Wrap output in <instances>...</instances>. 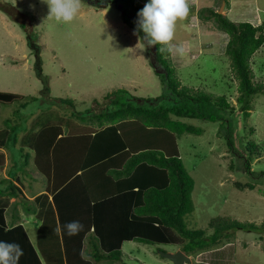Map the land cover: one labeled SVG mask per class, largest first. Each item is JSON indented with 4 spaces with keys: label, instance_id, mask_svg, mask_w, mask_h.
I'll list each match as a JSON object with an SVG mask.
<instances>
[{
    "label": "rangeland",
    "instance_id": "obj_1",
    "mask_svg": "<svg viewBox=\"0 0 264 264\" xmlns=\"http://www.w3.org/2000/svg\"><path fill=\"white\" fill-rule=\"evenodd\" d=\"M138 1L141 9L150 2ZM0 2L11 3L18 13L15 20L0 9V91L17 94L10 102L0 99V129L4 126L12 132L21 129L18 136L21 141L15 145V152H10L11 148H0L3 163L0 181L4 172H15L14 178L29 183L23 184L21 196L36 202L34 188L46 189L54 174V168L47 162L50 151L42 159V151L38 152L35 145L31 148V140L35 138L34 144L39 140L37 132L42 129V136L51 147L55 126L48 124L66 125L68 117L76 122L70 114L81 111L87 117L86 123L91 121L88 125H93L97 121L94 115L103 111L108 103L104 97L109 93L126 88L138 97L165 94L166 98L169 90L151 64L155 45L143 42L144 50L136 48L141 36L134 35V29L123 21L122 11L115 3L95 7L82 0L80 13L65 24L47 18L49 8L41 0ZM208 8L233 21L264 24V0H190L188 17L176 24L173 44L186 42L190 46L186 56L174 53L170 56L182 85L214 95L225 94L235 107L234 113L217 122L181 118L200 129L199 134L185 132L178 138L185 167L195 180L194 210L184 216V222L191 230H203V239L208 241L189 255L193 257V264L203 261L212 264L213 260L220 264L222 258L223 263L229 264H264V232L227 229L218 240L209 241L214 237L215 226L211 225L214 218L264 224V174L261 173L264 172V94L253 97L249 117L240 111L239 81L226 53L229 35L218 27ZM250 64L254 81L264 82V44L252 55ZM41 68L47 83L39 77ZM55 98L73 100L74 108L60 107ZM72 163L75 162L69 165ZM12 177L9 179H14ZM3 184H0L2 189ZM21 196L19 200L0 196V206L6 210L9 224L13 216H22V225L36 245L41 222L25 212ZM174 235L176 241L144 245L146 250L142 245L132 247V243L126 242L120 261L102 259L97 262L91 257L92 236L89 242L78 246L80 239L67 235L65 244L79 252L75 254L81 261L75 264H173L161 252L196 245L177 230ZM55 246L57 256L59 244L55 242Z\"/></svg>",
    "mask_w": 264,
    "mask_h": 264
},
{
    "label": "trees",
    "instance_id": "obj_2",
    "mask_svg": "<svg viewBox=\"0 0 264 264\" xmlns=\"http://www.w3.org/2000/svg\"><path fill=\"white\" fill-rule=\"evenodd\" d=\"M83 1L95 7L115 3L122 11L123 21L136 29L138 12L142 8L138 0ZM0 9L18 20L16 8L11 3L3 5L0 2ZM208 11L215 17L218 27L229 35L226 53L239 81L240 111L249 117L253 97L258 93L264 94V82L254 81L250 64L252 55L264 44V24L256 26L250 21L237 22L219 11L210 8ZM139 34L141 37L145 35L142 30ZM144 43L147 44L146 41ZM151 56L157 76L169 90L166 98L165 94L138 97L121 88L104 97L108 103L103 111L94 115L97 121L90 126V131L84 124L91 121L86 123L87 117L81 111H75L70 115L79 123L65 118L69 132L59 138V132L52 133L51 139L55 138L51 147L40 132L34 145L38 152L42 151L41 158L44 159L49 151L51 156V149L54 153V159L47 158L48 164L54 168L52 179H49L54 187L48 186L52 198L49 192L38 195L36 202L22 197L20 187L15 184V172H9L14 179H1L5 182L0 181V184L5 187L0 188V196H21L25 212L35 215L41 222L35 245L22 221L10 226L6 210L0 206V241L21 246L23 255L18 264H72V254L78 251L65 244L68 233L64 228L71 221H79L84 229L69 235L70 238L80 239L79 246L87 237L89 242L92 236L89 244L93 251H89V255L97 262L121 259L125 241L152 245L172 243L176 241L174 230L191 243H196L189 248L185 245L183 250L185 248L186 252L208 243L203 239V230H191L184 222V216L194 210L192 192L195 180L185 167L178 138L185 132L199 134L200 129L181 118L217 122L234 113L235 107L225 94L214 95L182 85L167 46L155 45ZM39 72V77L44 80L42 68ZM44 81L47 83V79ZM16 97L15 93L0 91V99L6 102ZM54 100L60 107L74 106L69 98ZM20 131L17 128L12 132L8 126L1 129L0 145L15 152ZM34 145L31 144V148ZM73 161L77 166L75 163L69 165ZM39 166L42 169L41 161ZM78 167L80 169L76 170ZM20 217L19 214L13 216V221L20 220ZM58 225L61 230L54 231ZM211 225L215 226V232L209 241L218 240L227 229L264 232V224L223 217L214 218ZM92 228L94 232L86 236ZM55 242L60 249L57 256ZM99 249L104 254H100ZM77 261L81 260L75 259L74 264Z\"/></svg>",
    "mask_w": 264,
    "mask_h": 264
},
{
    "label": "clouds",
    "instance_id": "obj_3",
    "mask_svg": "<svg viewBox=\"0 0 264 264\" xmlns=\"http://www.w3.org/2000/svg\"><path fill=\"white\" fill-rule=\"evenodd\" d=\"M47 4L49 12L47 18H54L57 22L71 23L82 8V0H41ZM190 12V0H150L143 9L138 12L134 35L139 37L142 30L145 34L138 39L136 48L144 50L143 42L147 45H165L170 53L186 56L190 46L186 42L173 44L176 24L188 17ZM163 49H159L162 51ZM68 235H75L82 230L83 225L79 221H71L64 225ZM58 225L54 231H60ZM182 250V249H180ZM23 255V249L17 243L0 241V264H18Z\"/></svg>",
    "mask_w": 264,
    "mask_h": 264
},
{
    "label": "crops",
    "instance_id": "obj_4",
    "mask_svg": "<svg viewBox=\"0 0 264 264\" xmlns=\"http://www.w3.org/2000/svg\"><path fill=\"white\" fill-rule=\"evenodd\" d=\"M74 122V121H73ZM77 123H79V121H77ZM48 126H55L54 127V132H59V136H58V138L60 137V136H62V135H66V134H68V132H69V130L66 128L67 127V124L65 125L64 123H61V122H54V123H52L51 122V124H48ZM90 126H92V125H85L84 124V127H86L87 129H88V131H90L89 130V128H91ZM4 129L6 128V126H4L3 127ZM2 128V129H3ZM98 129H100L101 127H97ZM105 128V127H104ZM1 130V129H0ZM40 130V129H39ZM38 130V131H39ZM42 130V129H41ZM41 130L39 131V132H37L36 134L38 135V134H40V132H41ZM89 133V132H88ZM36 135V136H37ZM92 135H94V133H92ZM34 140H35V138H34ZM34 140L32 139L31 141H32V144L34 145ZM20 141H21V139L19 138V142L18 143H20ZM0 148H8V147H6V146H0ZM21 148V147H20ZM9 149V148H8ZM12 150L10 149V152H11ZM2 152H1V150H0V167H3V163H2V154H1ZM12 153H13V151H12ZM51 156H53V159H54V153H53V151H52V149H51ZM75 166H77V163H75ZM80 169V167H78L76 170H79ZM10 171H8L7 173H5L4 172V177L3 178H6V179H9V178H11V176H9V173ZM40 173V172H39ZM40 175H41V173H40ZM43 175H41L40 177H42ZM2 179V178H1ZM17 180H19V182L17 181ZM15 182L17 183L16 185L18 186V187H20V189H21V192L23 191V184H25V183H27L28 185H29V183L27 182V181H21V179H16L15 180ZM20 183V184H19ZM31 183H33V182H31ZM47 186H46V189H43L42 191H39V190H41V189H37V188H34V190H35V198L38 196V195H40V194H42V193H50V191H49V189H48V186H50V187H54V183L53 182H51V183H47L46 184ZM32 187V186H31ZM42 192V193H41ZM4 197H6V196H4ZM50 197L52 198V195H51V193H50ZM34 198V199H35ZM17 199L19 200V197H17ZM21 216V215H20ZM22 217V216H21ZM21 217H20V220H18V221H13V222H11V224H9L10 226H12V225H14V224H17L18 222H20L22 219H21ZM6 218H7V216H6ZM8 221V220H7ZM23 222V221H22ZM94 232V228H92L91 229V231L89 232V234L87 235V236H90V234L91 233H93ZM38 241V240H37ZM37 241H36V245H37ZM85 241L87 242L88 241V237L85 239ZM126 242H128V243H132V247L133 246H135V247H140L141 245L143 246V249L144 250H146L145 248H144V245H148V244H146V243H142V242H139V241H125L124 243H123V246H122V257H123V253H125L124 251H123V247H124V244L126 243ZM133 243H135V244H133ZM130 245V244H129ZM150 245V244H149ZM86 248H87V246H85ZM150 247H152V246H150ZM141 248V247H140ZM182 251H184L188 256H190L191 257V254L189 255V253H191V252H186L185 250H183L182 249ZM220 255V254H219ZM122 257H121V259H122ZM133 257V256H132ZM192 258L193 257H191V261H190V263L189 264H193L192 263ZM69 259V258H68ZM67 259V260H68ZM75 259H77L76 258V254L75 253H73L72 254V257H71V262H72V264H74V262H75ZM121 259H119V260H116V261H120ZM221 259V258H220ZM105 260V259H104ZM170 260V259H169ZM224 262V260H223V258H222V260H221V262H219L220 264H229L228 262H226L225 261V263H223ZM168 263H169V261H168ZM94 264V263H93ZM125 264H127L126 262H125ZM194 264H209V263H207V262H199V263H197V262H195ZM212 264H218L216 261H214L213 260V263Z\"/></svg>",
    "mask_w": 264,
    "mask_h": 264
},
{
    "label": "water",
    "instance_id": "obj_5",
    "mask_svg": "<svg viewBox=\"0 0 264 264\" xmlns=\"http://www.w3.org/2000/svg\"><path fill=\"white\" fill-rule=\"evenodd\" d=\"M161 255L170 259L173 264H189L191 261V257L180 249L175 252H161Z\"/></svg>",
    "mask_w": 264,
    "mask_h": 264
}]
</instances>
